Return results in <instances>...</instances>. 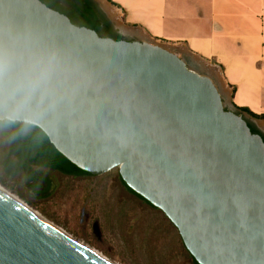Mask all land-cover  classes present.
<instances>
[{
  "label": "water",
  "instance_id": "water-1",
  "mask_svg": "<svg viewBox=\"0 0 264 264\" xmlns=\"http://www.w3.org/2000/svg\"><path fill=\"white\" fill-rule=\"evenodd\" d=\"M94 0H0V121L92 175L117 167L197 264H264V131ZM0 264H112L0 190Z\"/></svg>",
  "mask_w": 264,
  "mask_h": 264
},
{
  "label": "rangeland",
  "instance_id": "rangeland-1",
  "mask_svg": "<svg viewBox=\"0 0 264 264\" xmlns=\"http://www.w3.org/2000/svg\"><path fill=\"white\" fill-rule=\"evenodd\" d=\"M94 1L119 34L170 47L192 68L212 78L226 107L233 104L264 131V114L253 116L234 103L236 88L227 83L224 68L215 66L214 58L204 61L189 53L183 44H176L177 41L151 36L139 27V24L148 26L143 23L147 22V13L132 16L114 0ZM253 11L263 21L261 11ZM9 130V125L0 123V188L5 193L112 264H194L177 228L160 209L136 197L122 184L117 167L92 176L55 174L51 188L39 189L28 172L15 167L8 151Z\"/></svg>",
  "mask_w": 264,
  "mask_h": 264
},
{
  "label": "crops",
  "instance_id": "crops-1",
  "mask_svg": "<svg viewBox=\"0 0 264 264\" xmlns=\"http://www.w3.org/2000/svg\"><path fill=\"white\" fill-rule=\"evenodd\" d=\"M114 1L132 16L147 13L140 21L148 26L139 27L151 36L177 41L204 61L214 58L236 88L234 103L264 114V0Z\"/></svg>",
  "mask_w": 264,
  "mask_h": 264
},
{
  "label": "flooded vegetation",
  "instance_id": "flooded-vegetation-1",
  "mask_svg": "<svg viewBox=\"0 0 264 264\" xmlns=\"http://www.w3.org/2000/svg\"><path fill=\"white\" fill-rule=\"evenodd\" d=\"M0 123L11 127V130H9L8 151L9 155L13 157L16 164L15 167L28 172L32 177L31 182H34L39 189H43L45 186L51 188L53 186L51 179L55 174L76 177L75 175L65 174L51 165L42 163L39 150L44 149L46 145L44 137L39 130H33L28 126H24L19 130V127L14 125L15 123L9 121H0ZM46 148L44 155L50 157V148Z\"/></svg>",
  "mask_w": 264,
  "mask_h": 264
},
{
  "label": "trees",
  "instance_id": "trees-1",
  "mask_svg": "<svg viewBox=\"0 0 264 264\" xmlns=\"http://www.w3.org/2000/svg\"><path fill=\"white\" fill-rule=\"evenodd\" d=\"M242 110L247 111L249 114L253 115V116H257V114L253 113L252 111H250L248 108L246 107H240ZM15 126H18L19 130L21 128H23L24 126H28L31 127L33 130H39L40 133L42 134V136L44 137V142H45V147L42 150H39V154H41L40 156L42 157V163L44 165H51L57 169H59L61 172H64L65 174H70V175H75L76 177H82L84 175H88V176H92V174L85 172L81 169H79L78 167H76L74 164H72L70 161H68L62 154H60L55 148L54 146L49 142L48 138L46 137V135L37 127L35 126H30V125H21V124H14ZM46 147L50 148V152L51 155L50 157L44 155L45 151H46ZM120 176V175H119ZM122 184L132 193L134 194L136 197L144 200L146 203H148L150 206L154 207L153 205H151L148 201H146L144 198H142L141 196H139L137 193H135L134 191H132L128 186H126V184L123 182V180L121 179ZM156 208V207H154ZM194 264H197V262L193 259Z\"/></svg>",
  "mask_w": 264,
  "mask_h": 264
},
{
  "label": "bare ground",
  "instance_id": "bare-ground-1",
  "mask_svg": "<svg viewBox=\"0 0 264 264\" xmlns=\"http://www.w3.org/2000/svg\"><path fill=\"white\" fill-rule=\"evenodd\" d=\"M106 6L108 7V5H106ZM108 9H110V8H108ZM112 9H113V8H112ZM110 11H111V9H110ZM109 13H110V12H109ZM112 13H113V11H112ZM112 13H111V14H112ZM113 17H114V16H113ZM0 190L3 191L1 188H0ZM3 192H5V191H3ZM6 194H7V193H6ZM7 195H9V194H7ZM9 196H10V195H9ZM10 197L13 198L12 196H10ZM13 199H15V198H13ZM15 200H17V199H15ZM17 201H18V200H17Z\"/></svg>",
  "mask_w": 264,
  "mask_h": 264
}]
</instances>
